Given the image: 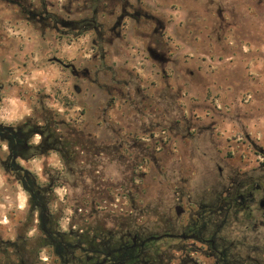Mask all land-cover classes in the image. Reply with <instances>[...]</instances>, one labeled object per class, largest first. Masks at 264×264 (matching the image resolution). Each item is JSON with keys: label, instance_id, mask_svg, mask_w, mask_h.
<instances>
[{"label": "rangeland", "instance_id": "obj_1", "mask_svg": "<svg viewBox=\"0 0 264 264\" xmlns=\"http://www.w3.org/2000/svg\"><path fill=\"white\" fill-rule=\"evenodd\" d=\"M0 126V264H47L40 201L67 232L152 233L185 185L263 159L234 149L264 144V0H0ZM156 139L162 173L143 159ZM182 202L185 218L199 208ZM243 218L220 233L230 264L258 256L238 247ZM189 258L220 264L186 250L160 264Z\"/></svg>", "mask_w": 264, "mask_h": 264}, {"label": "flooded vegetation", "instance_id": "obj_2", "mask_svg": "<svg viewBox=\"0 0 264 264\" xmlns=\"http://www.w3.org/2000/svg\"><path fill=\"white\" fill-rule=\"evenodd\" d=\"M0 130L6 131L0 126ZM158 139L145 146H154L152 150L144 149L143 159L149 158L159 173L164 171L162 161L156 159ZM229 141V138L227 139ZM235 152L239 156L249 158L251 152L261 151L264 154V144L258 139L239 144ZM164 146V145H163ZM238 147H240L238 149ZM244 147V148H241ZM148 158V159H147ZM16 165V172H23V184L31 193L34 202L42 198V189H34L33 177L27 170ZM223 175L222 167H218ZM228 173L225 180L217 185L204 186L201 189H188L175 197V204L181 205L182 196L190 198V204H198L199 208L184 217L186 209L181 214L169 212L161 214L156 231L149 233L140 226H129L125 229L113 230L108 226H94L90 233L61 230L53 218L52 212L45 203L38 204L41 215L39 225L46 235L49 258L47 264H160L164 263L165 254L171 251L186 250L190 252H205L209 258H215L220 264H230L227 260L229 245L227 237L221 236L222 229L227 225L233 214H242V230L239 249L244 252L258 254L252 259V264H264V156L261 162L251 169L241 171L238 181L231 180L236 170L227 165ZM178 183L179 181H171ZM185 184V181H183ZM188 194V195H187ZM42 200V199H41ZM56 221V222H55ZM232 247V244H230ZM163 259V260H160ZM175 255L172 257L174 260ZM179 259V257H178ZM169 264V262L167 263ZM172 264H198L196 258ZM231 264H242L240 261Z\"/></svg>", "mask_w": 264, "mask_h": 264}, {"label": "trees", "instance_id": "obj_3", "mask_svg": "<svg viewBox=\"0 0 264 264\" xmlns=\"http://www.w3.org/2000/svg\"><path fill=\"white\" fill-rule=\"evenodd\" d=\"M6 135H8V137H9L10 147H11L12 151H14V153H16L17 146H15V145H16V141H17L16 136L18 135V133H12L10 131H7ZM14 156H15V154H14Z\"/></svg>", "mask_w": 264, "mask_h": 264}, {"label": "water", "instance_id": "obj_4", "mask_svg": "<svg viewBox=\"0 0 264 264\" xmlns=\"http://www.w3.org/2000/svg\"><path fill=\"white\" fill-rule=\"evenodd\" d=\"M182 212H183V207H182V206H180V205H179V206H177V207H176V214H178V215H179V214H181Z\"/></svg>", "mask_w": 264, "mask_h": 264}]
</instances>
